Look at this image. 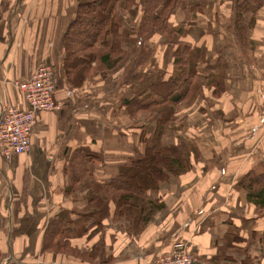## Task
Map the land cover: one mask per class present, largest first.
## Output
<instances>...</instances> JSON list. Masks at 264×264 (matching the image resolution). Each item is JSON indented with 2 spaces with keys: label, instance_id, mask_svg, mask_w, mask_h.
Segmentation results:
<instances>
[{
  "label": "crops",
  "instance_id": "crops-1",
  "mask_svg": "<svg viewBox=\"0 0 264 264\" xmlns=\"http://www.w3.org/2000/svg\"><path fill=\"white\" fill-rule=\"evenodd\" d=\"M75 3L0 0V107L26 108L15 83L42 65L61 104L36 115L26 153L0 155V264H149L175 242L193 264H264V206L240 184L248 172L264 174V0L244 19L245 39L233 32L229 0L209 2L176 36L193 46L194 85L164 140L192 145L190 167L142 194L144 208L154 207L144 222L137 210L117 215L104 190L157 130L161 114L134 102L171 61L169 40L147 43L155 65L125 78L128 59L72 87L63 44Z\"/></svg>",
  "mask_w": 264,
  "mask_h": 264
},
{
  "label": "trees",
  "instance_id": "trees-1",
  "mask_svg": "<svg viewBox=\"0 0 264 264\" xmlns=\"http://www.w3.org/2000/svg\"><path fill=\"white\" fill-rule=\"evenodd\" d=\"M229 1L233 32L237 39H245L247 30L243 25L244 19L248 14L254 15L262 7L263 0ZM209 2L76 0L74 14L65 29L63 44L64 73L72 87H79L99 69L108 71L129 59L125 69L126 78L128 73L151 65L150 55L154 59L155 47H145V43L156 40L160 44L161 39L169 40L171 61L167 62L165 70L155 69L156 73L149 77L151 82L145 79L150 83L147 86L149 91L143 94L145 89L140 90L137 95L142 96V99L134 102L140 112L156 110L161 114L157 130L152 137L145 139L142 136L145 146L143 155L121 166L115 178L105 186L104 191L111 195L119 216L129 217L131 212L137 210L138 218L142 217V222L146 221L154 207L144 208L141 204L142 194L157 189L165 178L181 175L190 167L192 145L183 140L178 144H166L164 137L167 123L178 103L191 98L194 85L193 46L176 40V36L187 31L184 28L186 21L192 20L196 12L209 7ZM178 17L184 18L183 21L176 22ZM127 43L131 47H126ZM261 177H264L263 172H248L240 180V184L248 189L250 199L259 207L264 206V183L258 181ZM257 182L259 185H256Z\"/></svg>",
  "mask_w": 264,
  "mask_h": 264
},
{
  "label": "built area",
  "instance_id": "built-area-1",
  "mask_svg": "<svg viewBox=\"0 0 264 264\" xmlns=\"http://www.w3.org/2000/svg\"><path fill=\"white\" fill-rule=\"evenodd\" d=\"M22 93L26 108L11 104L0 107V155L23 154L30 149L31 132L36 115L41 111H58L61 104L56 101L55 76L52 68L42 65L23 81L15 83ZM194 257L187 251L184 242H175L170 252L158 255L149 264H193Z\"/></svg>",
  "mask_w": 264,
  "mask_h": 264
},
{
  "label": "rangeland",
  "instance_id": "rangeland-1",
  "mask_svg": "<svg viewBox=\"0 0 264 264\" xmlns=\"http://www.w3.org/2000/svg\"><path fill=\"white\" fill-rule=\"evenodd\" d=\"M74 1H76V0H74ZM214 1H216V0H214ZM210 2H211V0H210ZM147 44V43H146ZM125 46L126 47H131L130 46V44L129 43H127V44H125ZM147 46H148V44H147ZM151 48V47H150ZM152 49V48H151ZM152 52V51H151ZM150 57H151V59H152V63H151V65H155V62H154V59H153V57H152V55H150ZM147 66V65H146ZM140 70V69H139Z\"/></svg>",
  "mask_w": 264,
  "mask_h": 264
}]
</instances>
